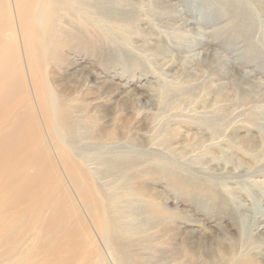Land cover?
Here are the masks:
<instances>
[{"label":"rangeland","instance_id":"obj_1","mask_svg":"<svg viewBox=\"0 0 264 264\" xmlns=\"http://www.w3.org/2000/svg\"><path fill=\"white\" fill-rule=\"evenodd\" d=\"M262 3L0 0V134L54 264H264Z\"/></svg>","mask_w":264,"mask_h":264},{"label":"bare ground","instance_id":"obj_2","mask_svg":"<svg viewBox=\"0 0 264 264\" xmlns=\"http://www.w3.org/2000/svg\"><path fill=\"white\" fill-rule=\"evenodd\" d=\"M262 4L264 5V3ZM46 9L47 7H43V10L41 8L38 9L35 16L36 21L42 20L41 14ZM53 10H55V8H53ZM177 18L182 20L184 26L189 22L188 20L183 19L181 15H177ZM168 62L169 60L165 62V64L167 67H171L173 64ZM61 125L64 126V123L61 122ZM17 130V125H13V128L10 127L3 134H0V182L3 180L6 181L4 185L0 184V264H54V262L59 260V256L61 257L62 254H60L61 251L57 246H52L51 243L48 244V241L51 233L60 230L63 220L58 217L57 213L53 215V218L41 215L38 218L34 217L31 219L29 217L30 213L33 212L35 207L41 205L44 199H39L37 202L35 199H32L31 201L30 196L27 195V187H18L16 191L12 190L13 187L19 185L20 181V175H18V171L13 163V161H17V159H15V147L20 143L18 142L19 134H17ZM4 135H8L10 139L6 141ZM259 146V144H255V146L252 147L258 150ZM44 151L43 145L39 148L38 153H44ZM61 158L64 161L67 159L64 153H61ZM70 161L66 162L65 168L69 174H72V172H74L73 170L77 168V165L73 161ZM54 164L55 161L53 155L51 156L47 154V162L41 164L43 169L41 176L35 177L34 179H36V181L32 183L37 185V190L40 189L38 186L41 183V180L49 175L47 169L50 165L53 166ZM39 165L40 164L38 163V166ZM10 168H12V170H8ZM7 192H12L8 197L9 199L5 198ZM1 195L3 196L4 201L2 200ZM41 197L44 196L42 195ZM25 198H27V201L24 200ZM95 211L98 213L96 221H98V228H100L101 208L99 205H97ZM262 211H264V208ZM32 231H35L34 237L37 236L38 238V247L35 251L32 250L28 252L27 249L23 247L26 245V242H29V235L32 236Z\"/></svg>","mask_w":264,"mask_h":264}]
</instances>
